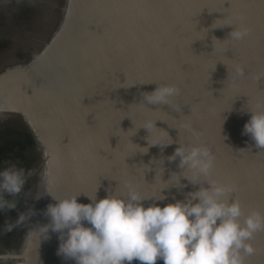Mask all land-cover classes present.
<instances>
[{"label": "water", "instance_id": "95a60500", "mask_svg": "<svg viewBox=\"0 0 264 264\" xmlns=\"http://www.w3.org/2000/svg\"><path fill=\"white\" fill-rule=\"evenodd\" d=\"M224 18L250 34L224 44L212 40L234 30L211 28ZM36 35L16 42L0 68V117L30 140L21 149L31 167L2 264H75L57 255V233L33 241L32 229L49 222L43 211L55 203L45 188L61 198L83 193L82 204L90 203L86 195L98 184V199L122 181L154 193L164 185L158 176L154 183L152 159L165 158L162 181L179 171V158L166 160L178 145L163 152L148 147V136L167 141L160 130L174 141L207 145L215 156L210 179L236 186L245 216L264 213V150L242 135L247 109L264 110V0H54L42 39ZM233 62L244 68L235 81L225 66L231 71ZM153 82L180 88L173 106L136 105ZM149 122H155L150 134L141 128ZM134 145L148 147L147 153ZM180 183L183 189H165L169 198L156 203L183 200L200 187ZM30 210L35 215L29 217ZM251 243L256 254L246 264H264V232Z\"/></svg>", "mask_w": 264, "mask_h": 264}, {"label": "clouds", "instance_id": "9594fccd", "mask_svg": "<svg viewBox=\"0 0 264 264\" xmlns=\"http://www.w3.org/2000/svg\"><path fill=\"white\" fill-rule=\"evenodd\" d=\"M217 21L222 27L214 26ZM226 25L234 26L231 20L224 18L216 20L211 28ZM250 31L247 27L234 26L225 40L214 37L212 40L222 44L240 41ZM225 66L228 79L235 81L244 76V68L239 63L233 62L231 71ZM153 84L156 85L154 90L141 92L140 103L136 105L173 106V99L180 95V88ZM257 108L247 109L250 119L244 124L242 135L250 136L256 149L264 150V110ZM154 124L149 122L141 128L150 134ZM160 131L167 141L149 140L148 136V147L159 146L163 152L164 148L176 144L178 146L166 160L173 163L179 158V171L170 172L167 181L161 180L165 158L161 155L149 162L157 165L154 183L158 176L163 187L146 194L138 183L122 181L116 183L115 188H106V196L98 199V184L92 195H86L90 201L88 204L77 202L83 193L61 198L45 188L44 194L55 203L48 204L43 211L49 222L32 229L33 241L39 244L42 239H50L49 231L57 233L60 242L57 255L65 260H74L75 264H132L133 260L140 264H156L157 260H162L163 264H246L247 258L256 254L251 241L257 233L264 232V213L254 210L245 216L240 200L233 195L237 191L236 186L210 179L215 168V156L207 145L186 144L179 139L174 141L166 132ZM193 136L197 134L193 133ZM148 147L138 149L147 153ZM143 168L149 169V166L144 165ZM24 176L23 170L15 167L0 172V211L15 208L14 203L3 199V194H20L26 182ZM181 179L200 187L197 191L188 192L183 200L172 196L174 203L159 206L156 202L169 198L162 194L165 189L185 187L180 183ZM205 183L207 188L203 187ZM145 201L152 203L145 207ZM32 215L35 212L30 210L28 216Z\"/></svg>", "mask_w": 264, "mask_h": 264}, {"label": "rangeland", "instance_id": "374dc122", "mask_svg": "<svg viewBox=\"0 0 264 264\" xmlns=\"http://www.w3.org/2000/svg\"><path fill=\"white\" fill-rule=\"evenodd\" d=\"M54 0H0V68L4 58L9 54L11 47L26 38L39 39L36 34L41 32V39ZM17 130L10 124L5 116L0 117V148H6L12 154V159L0 156V167L3 170L11 167L23 170L25 180L31 171V167L19 147L11 145V140L16 133L6 134L7 129ZM17 196L3 194L6 201L11 197L15 204L13 209L0 211V253L10 250L17 213ZM4 261L0 260V264Z\"/></svg>", "mask_w": 264, "mask_h": 264}, {"label": "trees", "instance_id": "16d2710c", "mask_svg": "<svg viewBox=\"0 0 264 264\" xmlns=\"http://www.w3.org/2000/svg\"><path fill=\"white\" fill-rule=\"evenodd\" d=\"M15 132L16 136L11 140V145H14L15 147H19V150H21L22 146L24 148H27L30 145V140L24 136H22V132H17V130L7 129L5 131L6 134H11ZM0 156L6 158V159H12V154L9 152L6 148H0ZM3 171V168L0 167V172ZM6 201L9 203H12L11 197H9Z\"/></svg>", "mask_w": 264, "mask_h": 264}, {"label": "bare ground", "instance_id": "6f19581e", "mask_svg": "<svg viewBox=\"0 0 264 264\" xmlns=\"http://www.w3.org/2000/svg\"><path fill=\"white\" fill-rule=\"evenodd\" d=\"M3 117V116H2Z\"/></svg>", "mask_w": 264, "mask_h": 264}]
</instances>
